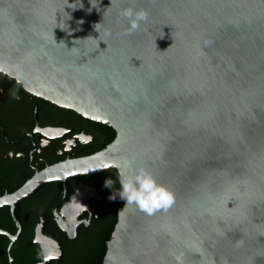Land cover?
<instances>
[{
	"label": "water",
	"instance_id": "1",
	"mask_svg": "<svg viewBox=\"0 0 264 264\" xmlns=\"http://www.w3.org/2000/svg\"><path fill=\"white\" fill-rule=\"evenodd\" d=\"M109 4L0 0V71L115 132L0 206L68 175L143 167L172 203L148 214L119 198L101 264H264V0H135L148 16L128 35Z\"/></svg>",
	"mask_w": 264,
	"mask_h": 264
},
{
	"label": "flooded vegetation",
	"instance_id": "2",
	"mask_svg": "<svg viewBox=\"0 0 264 264\" xmlns=\"http://www.w3.org/2000/svg\"><path fill=\"white\" fill-rule=\"evenodd\" d=\"M114 135L109 124L35 95L0 71V199L50 165L101 150ZM120 189L119 174L107 167L50 181L1 205L0 264H95L80 255L106 244L119 199L109 194Z\"/></svg>",
	"mask_w": 264,
	"mask_h": 264
},
{
	"label": "clouds",
	"instance_id": "3",
	"mask_svg": "<svg viewBox=\"0 0 264 264\" xmlns=\"http://www.w3.org/2000/svg\"><path fill=\"white\" fill-rule=\"evenodd\" d=\"M89 3L92 6H96L98 0H89ZM122 3L123 0H110L109 6L104 10L113 5L117 6V16L127 22L126 30L122 34L128 35L136 31L147 20L148 13L144 8H134L132 5L135 3V0H129L127 6L120 7L119 5ZM119 22V20L116 21V23ZM94 27L99 32L102 27L101 22L94 25ZM104 35H111L110 27L104 26ZM120 178V191L116 195L110 192L109 199L119 197L126 204H136L139 209L144 210L148 214H151L156 209L166 208L172 203L173 194L171 191L163 185L158 184L151 172L143 167H136L131 172L127 170L121 171ZM111 185L112 181L106 179L105 186L111 188Z\"/></svg>",
	"mask_w": 264,
	"mask_h": 264
},
{
	"label": "trees",
	"instance_id": "4",
	"mask_svg": "<svg viewBox=\"0 0 264 264\" xmlns=\"http://www.w3.org/2000/svg\"><path fill=\"white\" fill-rule=\"evenodd\" d=\"M110 230V229H109ZM110 237V233L108 232V234H107V237H106V239H108ZM88 247V249L90 248V249H92L91 247H94V245L91 243L90 245H88L87 246ZM105 249H106V244H102L101 246H99L98 247V249L96 250V252H94V253H92L91 251L93 250H88L87 252L88 253H86V252H81V255H80V258H81V261H85V262H89L90 261V259L92 258V257H94V263L95 264H100V262H101V259H102V257H103V254H104V252H105ZM85 258V259H84Z\"/></svg>",
	"mask_w": 264,
	"mask_h": 264
},
{
	"label": "bare ground",
	"instance_id": "5",
	"mask_svg": "<svg viewBox=\"0 0 264 264\" xmlns=\"http://www.w3.org/2000/svg\"><path fill=\"white\" fill-rule=\"evenodd\" d=\"M48 246V245H47ZM47 248V247H46Z\"/></svg>",
	"mask_w": 264,
	"mask_h": 264
}]
</instances>
